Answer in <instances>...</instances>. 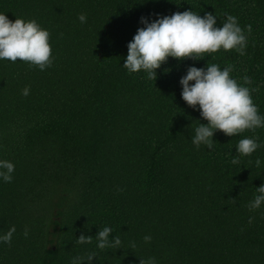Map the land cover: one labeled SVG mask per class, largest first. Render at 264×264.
Returning <instances> with one entry per match:
<instances>
[{
	"label": "trees",
	"instance_id": "16d2710c",
	"mask_svg": "<svg viewBox=\"0 0 264 264\" xmlns=\"http://www.w3.org/2000/svg\"><path fill=\"white\" fill-rule=\"evenodd\" d=\"M186 10L213 14L216 27L236 17L245 55L169 57L155 81L123 67L141 17ZM0 13L48 30L53 60L43 71L0 60V160L15 166L10 183L0 178V236L16 228L10 245L0 242V264H71L90 252V264H264V203L248 208L264 184V127L216 131L212 149L197 148L194 130L207 121L179 83L189 67L231 65L264 116V0H0ZM256 137L254 153L236 152ZM106 226L122 248H97ZM81 234L92 243L78 244Z\"/></svg>",
	"mask_w": 264,
	"mask_h": 264
},
{
	"label": "clouds",
	"instance_id": "9594fccd",
	"mask_svg": "<svg viewBox=\"0 0 264 264\" xmlns=\"http://www.w3.org/2000/svg\"><path fill=\"white\" fill-rule=\"evenodd\" d=\"M78 19L81 23L86 22V16L80 14ZM140 23L143 27L137 29L132 40L127 44V56L123 67L130 73L141 70L147 73V78L155 81L156 70L168 61L169 57L178 61L184 59L198 60L205 54L215 53L221 49L230 51L235 49L241 56L245 55L247 37L244 30L239 26L238 20L232 15H227L226 21L221 27H216L217 17L211 13H205L203 17L192 10L175 12L171 16L157 18L149 22L141 17ZM247 32H251V25L246 26ZM50 33L42 28L35 19L25 20L16 18L14 21L8 19L4 13H0V60H8L12 63L19 61L35 66L41 71L52 65V49L49 43ZM232 66L223 70L213 63L207 64L205 68L189 67L179 83L182 86L181 98L191 108L199 107L200 116L207 124H201L195 128L192 143L197 148L205 145L212 149L215 141L214 133L220 131L226 136L233 137L245 130H255L264 127V116L258 112L254 104L249 87L241 86L230 76ZM167 71V70H165ZM190 82H194L191 83ZM244 85L251 84V78L243 77ZM255 91V89H252ZM30 88L25 87L22 95L28 96ZM256 138L240 139L236 146V152L241 156H250L261 145ZM233 164H239V158L234 157ZM257 167L261 161H255ZM15 170L13 163L0 160V178L6 183L13 179ZM258 193L249 203L250 211L260 208L264 203V184L256 188ZM233 203L235 200L233 199ZM252 218H249V223ZM16 228L12 226L4 235L0 236V242L10 245ZM26 227L23 235L28 236ZM113 229L104 227L95 236L97 248L118 249L122 248L119 236L109 237ZM145 243L151 242V236L143 238ZM93 236L81 234L77 238L78 244H91ZM136 244H130L135 249ZM96 258L95 252L85 256H77L71 260V264H89ZM140 264H155V258H140Z\"/></svg>",
	"mask_w": 264,
	"mask_h": 264
}]
</instances>
